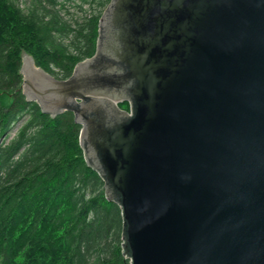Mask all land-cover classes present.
I'll return each mask as SVG.
<instances>
[{
	"label": "water",
	"instance_id": "1",
	"mask_svg": "<svg viewBox=\"0 0 264 264\" xmlns=\"http://www.w3.org/2000/svg\"><path fill=\"white\" fill-rule=\"evenodd\" d=\"M98 27L66 80L22 53V93L74 113L130 264H264V0H110Z\"/></svg>",
	"mask_w": 264,
	"mask_h": 264
},
{
	"label": "trees",
	"instance_id": "2",
	"mask_svg": "<svg viewBox=\"0 0 264 264\" xmlns=\"http://www.w3.org/2000/svg\"><path fill=\"white\" fill-rule=\"evenodd\" d=\"M19 1L0 0V264H130L119 198L87 165L74 113L28 102L20 74L26 53L68 79L94 55L110 0Z\"/></svg>",
	"mask_w": 264,
	"mask_h": 264
},
{
	"label": "rangeland",
	"instance_id": "3",
	"mask_svg": "<svg viewBox=\"0 0 264 264\" xmlns=\"http://www.w3.org/2000/svg\"><path fill=\"white\" fill-rule=\"evenodd\" d=\"M19 3H20V5L25 6V5L29 4V0H20ZM122 106L125 108L124 105H122ZM122 110H124V109H122ZM127 110L128 109H126V111ZM22 123H23V120L20 121L18 124L15 125V127H14V129L12 131L11 136H13L16 133V131L18 130V128L21 126Z\"/></svg>",
	"mask_w": 264,
	"mask_h": 264
},
{
	"label": "flooded vegetation",
	"instance_id": "4",
	"mask_svg": "<svg viewBox=\"0 0 264 264\" xmlns=\"http://www.w3.org/2000/svg\"><path fill=\"white\" fill-rule=\"evenodd\" d=\"M120 107V106H119ZM121 109V108H120Z\"/></svg>",
	"mask_w": 264,
	"mask_h": 264
}]
</instances>
